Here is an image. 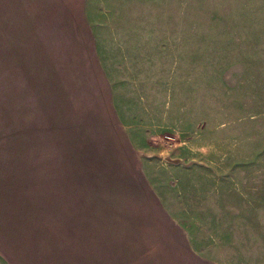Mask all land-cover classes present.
I'll use <instances>...</instances> for the list:
<instances>
[{
	"label": "rangeland",
	"instance_id": "374dc122",
	"mask_svg": "<svg viewBox=\"0 0 264 264\" xmlns=\"http://www.w3.org/2000/svg\"><path fill=\"white\" fill-rule=\"evenodd\" d=\"M0 249L264 264V0H0Z\"/></svg>",
	"mask_w": 264,
	"mask_h": 264
},
{
	"label": "crops",
	"instance_id": "0c3cea01",
	"mask_svg": "<svg viewBox=\"0 0 264 264\" xmlns=\"http://www.w3.org/2000/svg\"><path fill=\"white\" fill-rule=\"evenodd\" d=\"M0 264H12L10 258H7L0 249Z\"/></svg>",
	"mask_w": 264,
	"mask_h": 264
}]
</instances>
